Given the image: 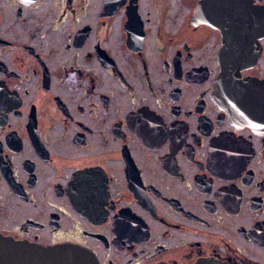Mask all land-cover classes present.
I'll return each mask as SVG.
<instances>
[{"label": "flooded vegetation", "instance_id": "obj_1", "mask_svg": "<svg viewBox=\"0 0 264 264\" xmlns=\"http://www.w3.org/2000/svg\"><path fill=\"white\" fill-rule=\"evenodd\" d=\"M5 242L264 264V0H0Z\"/></svg>", "mask_w": 264, "mask_h": 264}, {"label": "water", "instance_id": "obj_2", "mask_svg": "<svg viewBox=\"0 0 264 264\" xmlns=\"http://www.w3.org/2000/svg\"><path fill=\"white\" fill-rule=\"evenodd\" d=\"M0 264H98V261L90 250L77 245L45 247L5 242L0 243Z\"/></svg>", "mask_w": 264, "mask_h": 264}, {"label": "snow or ice", "instance_id": "obj_3", "mask_svg": "<svg viewBox=\"0 0 264 264\" xmlns=\"http://www.w3.org/2000/svg\"><path fill=\"white\" fill-rule=\"evenodd\" d=\"M81 183H83L85 186H87V184H88V177L87 176L83 177Z\"/></svg>", "mask_w": 264, "mask_h": 264}]
</instances>
